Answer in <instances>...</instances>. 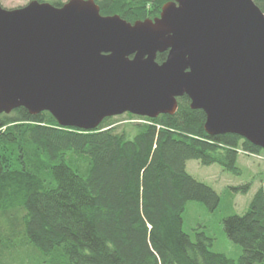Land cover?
<instances>
[{
    "label": "trees",
    "instance_id": "trees-1",
    "mask_svg": "<svg viewBox=\"0 0 264 264\" xmlns=\"http://www.w3.org/2000/svg\"><path fill=\"white\" fill-rule=\"evenodd\" d=\"M94 1L101 15L133 24L158 17L172 0ZM253 2L264 13V0ZM166 56L157 53L156 63ZM189 104L182 96L173 115L142 117L131 136L114 127L121 116L82 131L60 127L48 112L1 114L0 264H262L264 173L245 213L221 221L238 258L212 251L214 238L202 230L183 231L187 204L212 212L220 203L185 170L188 160L237 176L240 152L264 156L240 136L208 135L204 112Z\"/></svg>",
    "mask_w": 264,
    "mask_h": 264
},
{
    "label": "water",
    "instance_id": "water-1",
    "mask_svg": "<svg viewBox=\"0 0 264 264\" xmlns=\"http://www.w3.org/2000/svg\"><path fill=\"white\" fill-rule=\"evenodd\" d=\"M160 11L132 24L94 0L0 6V115L22 107L91 131L127 113L173 115L187 96L208 135L264 151V13L253 0H172Z\"/></svg>",
    "mask_w": 264,
    "mask_h": 264
},
{
    "label": "rangeland",
    "instance_id": "rangeland-1",
    "mask_svg": "<svg viewBox=\"0 0 264 264\" xmlns=\"http://www.w3.org/2000/svg\"><path fill=\"white\" fill-rule=\"evenodd\" d=\"M32 0H0V6L4 9L16 10L24 8ZM37 1V0H36ZM47 2L49 0H43ZM62 4L68 0H61ZM114 121L116 130H124L128 135L134 134V119L120 115ZM141 119V118H140ZM146 122V121H145ZM241 154V153H240ZM239 155L237 165L243 170L241 175L234 176L223 171L217 164L201 165L198 160H188L185 170L193 178L210 186L219 195V205L216 210L209 212L202 203L191 202L187 204L182 216L183 231L193 235V230H202L213 237L211 250L223 253L229 258H238L241 249L232 243L223 232L222 219L229 215H242L245 213L252 196L259 189L260 177L264 173V156L259 154ZM251 155H254L252 157ZM257 156V157H256ZM250 183L247 193H235L231 187H237ZM264 264V261L262 262Z\"/></svg>",
    "mask_w": 264,
    "mask_h": 264
},
{
    "label": "built area",
    "instance_id": "built-area-1",
    "mask_svg": "<svg viewBox=\"0 0 264 264\" xmlns=\"http://www.w3.org/2000/svg\"><path fill=\"white\" fill-rule=\"evenodd\" d=\"M138 122H143L142 120H136L135 123H138ZM248 155H250V153H247ZM252 157H254V155H251ZM258 156V155H257ZM256 156V157H257Z\"/></svg>",
    "mask_w": 264,
    "mask_h": 264
}]
</instances>
